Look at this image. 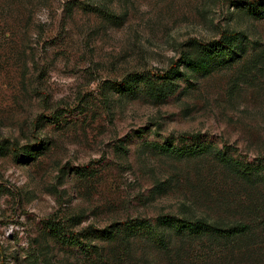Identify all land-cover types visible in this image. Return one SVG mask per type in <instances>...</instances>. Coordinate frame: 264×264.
<instances>
[{
  "label": "rangeland",
  "instance_id": "374dc122",
  "mask_svg": "<svg viewBox=\"0 0 264 264\" xmlns=\"http://www.w3.org/2000/svg\"><path fill=\"white\" fill-rule=\"evenodd\" d=\"M253 1L0 0V264H264V184L216 157L228 147L264 159V17ZM225 32L245 36L243 58L187 71L162 103L110 89ZM36 144L32 162L16 160L14 148ZM198 146L210 150L174 154ZM160 217L251 229L224 240L161 228L162 242L122 224ZM49 221L86 247L56 239ZM109 231L116 238L102 239Z\"/></svg>",
  "mask_w": 264,
  "mask_h": 264
},
{
  "label": "trees",
  "instance_id": "16d2710c",
  "mask_svg": "<svg viewBox=\"0 0 264 264\" xmlns=\"http://www.w3.org/2000/svg\"><path fill=\"white\" fill-rule=\"evenodd\" d=\"M247 5L250 13L254 15L261 13V17H264V0H254L253 2H248ZM192 43L191 51L183 53L181 58L177 62H174L167 71L156 74L151 72L133 73L123 81L110 83V89L132 95L144 93L151 101L162 103L177 92L179 88L177 81L186 78L187 71H191L196 75H207L221 65L237 62L247 52L246 38L242 33L225 32L221 35L220 39L205 43L196 41ZM183 138L188 139V137ZM40 146L36 144L33 146L16 147L14 148V157L19 162H32L36 155L42 152V147ZM1 149L0 154L5 150L4 148ZM209 150V147L198 146L187 150L174 151V154L179 158H190L202 156L208 153ZM229 151L228 147L216 151V157L222 165L231 169L239 178L246 180L251 185L264 184V159L259 164L242 162ZM157 221L155 225L150 220H136L135 222L131 221L122 224L135 223V225L129 226L128 232H131L129 237L131 235H139L144 231L149 237H157L162 242H165L166 236L165 233L159 232L161 228L168 229L167 231H170L169 234L172 235L173 233L177 237L186 234L188 237L194 238L210 236L224 240H234L244 236L251 229L245 224L224 227L210 224L204 220H186L174 217H160ZM47 228L51 230L56 239L63 243L71 246L86 247L79 233L71 232L62 224L49 221ZM105 233L103 232V234ZM115 238L116 235L112 231L107 232L106 236H102V239L108 240Z\"/></svg>",
  "mask_w": 264,
  "mask_h": 264
}]
</instances>
